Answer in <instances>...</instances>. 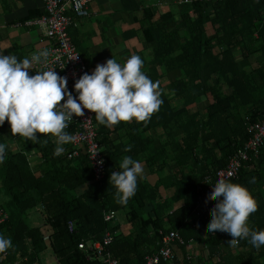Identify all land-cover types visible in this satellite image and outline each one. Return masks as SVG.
Here are the masks:
<instances>
[{"label": "trees", "instance_id": "16d2710c", "mask_svg": "<svg viewBox=\"0 0 264 264\" xmlns=\"http://www.w3.org/2000/svg\"><path fill=\"white\" fill-rule=\"evenodd\" d=\"M183 1V6L175 5L160 13L139 0H124L129 11H141L144 48L150 51L151 61L184 69L183 78L175 82L174 99L186 98L190 104L200 96L207 100L205 115L195 113L184 122L182 115H175L174 126L187 134L174 142L172 177H160L153 186L139 179L138 190L129 203L121 206L116 202L115 189L108 183L111 172L120 170L119 164L125 156L137 159L145 155L146 142L138 135L143 126L136 121L128 125L131 145L127 147L119 142L114 144L105 126L97 127L94 120L97 142L105 158V175L101 181H94L85 155L67 159L69 144L56 157L53 139L25 141L43 159L45 173L36 177L27 157L19 152L7 153L3 161L2 188L10 201L9 212L0 205L8 213L7 221L0 224V233L12 238L13 247L1 264H14L20 259H26L21 264H41L42 254L48 250L59 264H97L86 261L78 246L91 238L101 239L108 230L115 233L109 251L118 264H144L145 257L156 253L161 246L159 230L176 231L185 242L193 239L194 243L208 245L212 259L209 264H264V246L257 250L242 240L233 248L229 245L232 239L229 234L220 237L209 232L210 221L193 215L199 197L204 195L199 191L204 179L214 177L227 166L230 158L252 137L251 127L264 116V62L241 70L233 57L238 50L247 60L254 55L264 60V2ZM202 70L214 75L212 85L208 86L206 80L202 82ZM224 87L230 92L226 93ZM3 135L19 138L12 136L8 122L0 127V142ZM161 154L165 159L167 155ZM229 181L244 186L256 199L258 210L250 215L248 223L252 229L264 230V144L255 155L250 154V160ZM161 186L171 188L174 195L163 198L159 193ZM216 202L209 201L211 209ZM40 206L44 208L42 213L49 228V244L43 242L46 232L41 226L27 224L26 214ZM110 210L124 213L131 227L127 234L117 219L104 221L103 213ZM70 222L74 223L72 232L68 227ZM180 249L185 250L186 246ZM216 254L219 256L214 258ZM181 259L183 264L193 263L186 261L185 256ZM174 262H180V258L160 264Z\"/></svg>", "mask_w": 264, "mask_h": 264}, {"label": "clouds", "instance_id": "9594fccd", "mask_svg": "<svg viewBox=\"0 0 264 264\" xmlns=\"http://www.w3.org/2000/svg\"><path fill=\"white\" fill-rule=\"evenodd\" d=\"M47 58V51L23 59L12 52H0V126L7 120L12 136L26 141L53 139L56 157L66 151L65 144L73 142L74 136L66 129L73 116H84V110L95 113L99 125L112 128L121 122H148L163 104L160 81L154 82L142 70L144 60L138 54H132L123 64L112 57L98 64L91 74H82L74 84L76 97L67 90V77L59 75L56 68L33 70L34 64H47ZM6 152V145L0 143V163ZM119 168L111 172L108 183L115 189L116 202L126 206L135 196L145 168L131 156H125ZM211 184L214 189L208 199L217 202L211 210L209 232L229 234L230 246L247 240L259 250L264 246V230L252 229L248 223L250 215L258 210L256 199L244 186L224 178ZM12 247V238L0 233V254Z\"/></svg>", "mask_w": 264, "mask_h": 264}, {"label": "crops", "instance_id": "0c3cea01", "mask_svg": "<svg viewBox=\"0 0 264 264\" xmlns=\"http://www.w3.org/2000/svg\"><path fill=\"white\" fill-rule=\"evenodd\" d=\"M139 1L143 2L145 6L157 9L160 13L172 9L175 5H184L183 0ZM89 11L90 16L88 18L81 20L77 28L69 30L72 43L83 58L89 74L94 71L98 64H104L112 57L123 64L132 54H138L144 60L142 70L154 82L160 81V87L163 90V104L160 110L154 113L148 122H138V124L143 126V129L139 128L138 135L146 142L144 145L146 148L145 155L137 158L145 168V174L140 179H145L151 186L156 185L160 177H172V170H174L173 157L175 154L173 150L174 142L183 139L187 134L181 128L174 126L175 115L177 113L182 115L183 122L187 121L195 113L205 115L207 100L200 96L194 103L190 104L186 98L174 99L175 82L183 78L182 72L184 69L174 66L169 68L164 64L157 65L151 61L150 51L144 48L141 11L135 13L129 11L125 7L124 0H96L90 4ZM42 12L43 5L40 0H0V52H3L4 55L12 52L18 58L23 59L30 57V54L35 50L44 49L47 44L39 29L18 25V23L23 21L39 17ZM216 52L218 53L219 51ZM233 57L241 70H247L249 66L255 68L264 62L260 55L251 56L247 60L243 58L238 50L234 51ZM30 74L34 75L32 72ZM200 76L202 82L206 80L208 86L213 84L214 75L208 70H202ZM223 89L226 93L230 92L226 87ZM180 111L182 113H179ZM133 124L134 121L121 122L112 128L105 126L104 129L110 133L109 137L114 144L119 142L129 147L131 139H129L127 133H131V130H129L130 127L128 125ZM96 125L99 128L103 126L99 125L97 121ZM3 136V140L0 143L6 145V155L9 152H19L23 155L25 153L29 158L32 173L38 178L44 175L45 163L32 145H28L23 137L11 139L6 135ZM138 145L141 146L142 143L140 144L139 142ZM54 146H56L55 143ZM160 152L164 156L167 155L165 159L159 156ZM147 157L151 160L149 163L145 160L148 159ZM164 160L165 163H163ZM2 167L3 163H0V205L6 209V207L9 208L10 198L4 193L2 188ZM162 186L159 189V193L163 198H170L174 195V191L171 188L164 189ZM81 191L82 189L78 193ZM177 206H179V203L173 206L168 213L171 214ZM43 216L42 223L46 220V216L44 214ZM117 223L120 224L121 230L125 234L131 230L126 220H117ZM192 248L197 258L191 264H203V258L209 257V252L207 253L204 250V245L198 241H195ZM186 254L187 251L184 249H178L177 255L180 258ZM201 259L203 261H200Z\"/></svg>", "mask_w": 264, "mask_h": 264}, {"label": "built area", "instance_id": "2783aa9c", "mask_svg": "<svg viewBox=\"0 0 264 264\" xmlns=\"http://www.w3.org/2000/svg\"><path fill=\"white\" fill-rule=\"evenodd\" d=\"M40 1L43 5L42 14L37 18L18 23V25L27 28L36 27L39 29L45 43L47 44L44 49L35 50L30 54L31 57V55L41 51L48 52L47 64H34L33 70L42 71L47 70L48 67L56 68L55 71L59 75L67 77V90L76 97L78 93L74 90V84L82 74L88 73V68L72 43L69 30L77 28L81 20L90 16L89 6L96 0ZM256 1L264 2V0ZM57 57H59V59H57ZM32 73L35 74L34 71H32ZM63 102L64 101L62 100L61 104ZM84 111L85 114L82 117L73 116V120L66 129L74 136V140L69 143L70 148L67 150L65 156L67 159L71 160L80 158L81 155H85L92 168L94 181H101L105 175V158L103 155V149L97 142V128L94 121L95 113L89 112L88 110ZM250 130L253 133L252 137L230 158L227 166L218 170L214 177L207 176L204 179V182L199 186V191L204 192V195L199 197L197 209L194 210L193 213L194 218H202L205 221L211 220L212 209L209 201L213 200V202H216L215 198L208 199L210 192L214 189V184L211 183H215L220 178L230 180L236 177L241 165L250 160V154L255 155L257 150L264 144V116L261 122L253 125ZM24 155L27 157L28 163H30L28 156L25 153ZM100 161H103V163H99ZM43 210L44 208L41 206V211ZM116 218L117 213L115 211L110 210L103 213V219L107 223H110ZM7 219L8 213L0 208V224L5 223ZM68 227L72 232L74 230V223L70 222ZM215 233L220 237L224 235V232L217 231ZM114 235L115 233L110 230L105 231L101 239L91 238L80 243L78 248L85 255L86 261H96L97 264H118V261L109 251V247L114 241ZM159 235L161 236L160 248L156 253L146 256L144 264H160L162 261L173 262L175 258H180L175 254L177 253L176 250L180 249L182 246H186V261L191 263L197 258V255L192 248L194 246L193 239L185 242L176 231L172 230L167 233L159 230ZM43 242L47 244L51 242L49 233H46ZM208 249L209 246L205 244L204 250L207 251V253L209 252ZM221 249L222 247H220L219 252H222ZM6 256L7 253L0 254V264L5 260ZM218 256L219 255L216 254L214 258ZM209 259V257L203 258V264H209L207 263ZM25 260L26 259L17 260L14 264H21ZM210 261H212V259H210ZM54 264H59L56 257L54 259ZM174 264H183L182 259L180 258V262H174Z\"/></svg>", "mask_w": 264, "mask_h": 264}, {"label": "rangeland", "instance_id": "374dc122", "mask_svg": "<svg viewBox=\"0 0 264 264\" xmlns=\"http://www.w3.org/2000/svg\"><path fill=\"white\" fill-rule=\"evenodd\" d=\"M6 207V205H4ZM5 209V208H4ZM6 211L9 212V209L6 207L5 209ZM26 217H27V224L30 226V227H40L42 226V228L45 230V232H49V228L47 225H43L44 223H42V220H43V214L41 213V206L40 207H37L33 210H31L30 212H28L26 214ZM117 220H125V215L123 212H118L117 213ZM54 259L55 257L52 255V253L50 252V250H48V252L44 253L42 255V258H41V264H49V263H53L54 264Z\"/></svg>", "mask_w": 264, "mask_h": 264}]
</instances>
